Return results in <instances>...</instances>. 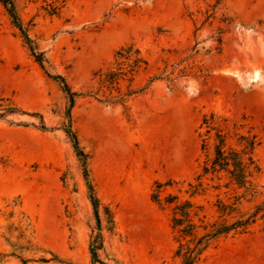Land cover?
<instances>
[{"label":"rangeland","instance_id":"1","mask_svg":"<svg viewBox=\"0 0 264 264\" xmlns=\"http://www.w3.org/2000/svg\"><path fill=\"white\" fill-rule=\"evenodd\" d=\"M14 2L47 70L0 1V98L19 109L0 118V264H181L168 195L191 200L207 222L220 219L219 200L236 202L225 215L233 221L264 199V0ZM128 45L147 64L132 80L100 83L97 71L128 69L131 58L116 57ZM48 73L98 93L78 97L71 111L88 178L64 129L67 95ZM129 89L143 90L124 103L100 100ZM211 112L229 125L245 114L259 132L254 197L236 200L242 190L207 179L192 194L205 159L200 124ZM197 264H264V217L213 241Z\"/></svg>","mask_w":264,"mask_h":264},{"label":"trees","instance_id":"2","mask_svg":"<svg viewBox=\"0 0 264 264\" xmlns=\"http://www.w3.org/2000/svg\"><path fill=\"white\" fill-rule=\"evenodd\" d=\"M6 8L13 24L20 29L26 43L29 46L31 54L35 60L40 64L42 68L46 69L45 63L47 58L44 51H40L34 44V41L30 38L28 32L24 28L21 19L18 15L17 8L14 0H0ZM134 50V51H133ZM134 55V57H132ZM116 57L131 58V62L128 64V69L119 71L115 69L107 68L99 70L95 76H100V83H108L109 85L119 84L121 76L132 74L130 80L133 79L134 74L147 64L146 59L141 55L139 49H134L133 45L121 47ZM48 72V71H47ZM50 77L57 80L68 99L67 118L68 124H65V132L74 144L77 155L83 162L84 175L86 178L89 176L87 169V153L80 147L77 133L72 127V108L76 103V99L80 96H94L97 97V92L89 90L86 93L73 90L69 85L66 78L61 74L52 75L48 73ZM143 89L135 91L129 89V91L121 96H112L107 99H100L102 101L121 102L124 103L137 92H141ZM0 118H5L8 114L16 113L19 109L8 98H0ZM247 115H242L239 121H234L231 125L228 124V117H221L216 112L206 113L202 118L200 128H204L202 135L201 148L204 152L205 159L202 165L200 173L197 175V184L190 183V190L192 194L197 193L203 187V179L210 181H225L227 188L232 187L235 191L242 190L241 196L234 195L236 200L244 195H251L254 197L258 193V185L255 182L256 176L261 172V166L256 156V150L260 146L262 140L259 132L255 126L250 122H246ZM43 130H48L45 123L40 125ZM163 186L162 183L157 184V189L153 193L155 201L161 202L160 190ZM221 184H217L219 188ZM89 190L91 192V200L95 208V214L97 221L100 225V213L99 208L101 206L100 199L96 195L95 189L91 183H89ZM178 195H168L166 202H175L173 207L172 227L177 231L175 236L178 242V248L176 254L181 257V264H197L208 249L213 241L218 240L221 237L229 235L244 234L248 232L251 226L259 218L264 217V199L257 202L251 212L240 215L233 221H230L226 214H230L236 207L233 204H228L219 200V212L221 213L220 219L207 222L205 215L200 217L198 210L194 209V203L186 199L179 202ZM106 213L112 218L111 210L106 207ZM194 216H199L200 224L198 225L194 220ZM199 229L204 232L199 233ZM101 233L96 236L91 244V253L93 259L98 261V245L102 244Z\"/></svg>","mask_w":264,"mask_h":264}]
</instances>
